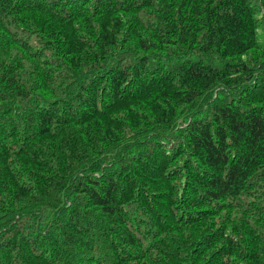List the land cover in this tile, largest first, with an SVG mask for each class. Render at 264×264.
Returning <instances> with one entry per match:
<instances>
[{
    "label": "trees",
    "instance_id": "trees-1",
    "mask_svg": "<svg viewBox=\"0 0 264 264\" xmlns=\"http://www.w3.org/2000/svg\"><path fill=\"white\" fill-rule=\"evenodd\" d=\"M0 264H264V0H0Z\"/></svg>",
    "mask_w": 264,
    "mask_h": 264
}]
</instances>
